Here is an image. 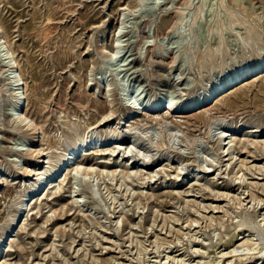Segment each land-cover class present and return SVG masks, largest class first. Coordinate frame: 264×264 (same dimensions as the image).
Returning a JSON list of instances; mask_svg holds the SVG:
<instances>
[{"label": "rangeland", "instance_id": "rangeland-1", "mask_svg": "<svg viewBox=\"0 0 264 264\" xmlns=\"http://www.w3.org/2000/svg\"><path fill=\"white\" fill-rule=\"evenodd\" d=\"M156 1L0 0V264H264V0Z\"/></svg>", "mask_w": 264, "mask_h": 264}, {"label": "bare ground", "instance_id": "bare-ground-1", "mask_svg": "<svg viewBox=\"0 0 264 264\" xmlns=\"http://www.w3.org/2000/svg\"><path fill=\"white\" fill-rule=\"evenodd\" d=\"M156 1V0H155ZM157 2V4L158 5H164L165 4V2H164V0L162 1V0H159V1H156ZM168 2V1H167ZM166 2V3H167ZM172 2V1H171ZM170 2V3H171ZM155 3V2H154ZM154 3H153V5H154ZM167 7H169V6H167ZM166 7V8H167ZM163 8V7H162ZM168 9V8H167ZM164 11H165V9H164ZM167 11V10H166ZM181 21V20H180ZM114 40V39H113ZM117 50V49H116ZM112 51H114V50H112ZM126 62V61H125ZM262 66H264V62L263 63H258V64H256V65H254L253 67H250V68H247V69H244V70H242V71H239V72H237V73H235V74H232V75H230V77H228L224 82H222L219 86H217L210 94H211V96H213V95H218L217 93H218V91L219 90H221L222 88H225V86L232 80V79H235V78H237V77H242L243 75H244V77H245V75L246 74H248V73H250V72H254V71H257V73H256V75H254V76H256L257 78H259V77H262V71H261V67ZM135 71V70H134ZM133 73H135V72H133ZM132 73V74H133ZM136 74V73H135ZM251 74V73H250ZM249 75V74H248ZM238 79V78H237ZM244 81H246L245 79L244 80H242V82H244ZM241 82V83H242ZM19 84V83H18ZM18 84H16V85H14V86H18ZM22 84V83H21ZM236 86V85H235ZM227 87V86H226ZM232 88V87H231ZM16 89V88H15ZM175 89V88H174ZM19 90V89H18ZM227 91H229V90H227ZM227 91H225V92H227ZM15 93V92H14ZM17 93V92H16ZM19 94V93H18ZM221 95V94H220ZM220 95H218V96H220ZM218 96H216V97H218ZM17 97V96H16ZM215 99L216 98H214L213 100H212V102L211 103H213L214 101H215ZM14 101H15V96H14ZM19 99H16V101H15V107H14V109L16 108V109H20L21 108V110H23V108H24V104H23V106H20L19 105ZM25 103V102H24ZM210 102H209V100H208V98H206L205 99V101H204V103L203 104H200V106L198 105V104H194V103H192V104H190L189 105V107L187 106V107H184L182 110H181V112H179V113H177V114H180L181 116H180V118H181V120H182V124L183 125H186L187 126V124L190 126V116H189V113H192V112H194V111H196L197 109L198 110H200V111H202L204 114L205 113H208V112H210L211 111V109H208V108H206V106L209 104ZM106 104V103H105ZM164 104V103H163ZM197 106H199V107H197ZM160 107H161V103L159 102V100H157L155 103H152V104H150L149 106H148V108H147V110H145L147 113H152L153 115H152V119L153 120H155V121H157V120H160V121H162L163 123H165L164 122V118L165 117H163V115L161 116V117H159V119H158V116L156 115V113L158 114V111H161L160 110ZM172 107V105H170V104H166V105H164V107H162L163 109H162V111H165V112H167L168 110H170V108ZM109 113V112H108ZM100 114V113H99ZM161 114V113H160ZM159 114V115H160ZM175 114V113H174ZM106 115V114H105ZM147 115V114H146ZM193 114H191V116H192ZM203 115V114H202ZM24 117H25V115H23ZM104 116V115H103ZM103 116H102V118H103ZM110 116V115H109ZM108 115L105 117V118H103L101 121H108L107 120V117H109ZM168 116V115H167ZM179 116V115H178ZM20 117V116H19ZM23 117V118H24ZM20 119H21V117H20ZM113 119V118H112ZM24 120V119H23ZM26 120V119H25ZM24 120V121H25ZM99 120V121H100ZM174 121V120H173ZM221 122V120H216V122ZM26 122V121H25ZM144 122V121H143ZM153 122V121H152ZM151 122V123H152ZM215 122V121H214ZM98 123V122H97ZM181 123V122H180ZM223 123V122H222ZM143 124V123H142ZM159 124V123H158ZM162 124V123H161ZM100 126H104V123L103 124H99ZM99 125H95V126H92V128L93 129H97L98 127H100ZM244 125V124H243ZM130 125H128L127 127H129ZM140 126V125H139ZM145 126V125H144ZM178 126V125H177ZM180 126V125H179ZM178 126V127H179ZM242 126V124H239L238 126H235L233 129H231L230 130V132H232V133H229V134H222V136H225V139L229 136H232V135H234L235 134V132L236 131H238V130H240V127ZM126 127V128H127ZM131 127V126H130ZM231 127V126H230ZM133 130V129H132ZM200 130V129H199ZM202 130V129H201ZM206 131V130H205ZM228 132V131H227ZM255 131H249V132H245L246 134L245 135H248L247 133H250L251 135L254 133ZM154 133V132H153ZM156 133V132H155ZM159 133V132H158ZM182 133V132H181ZM177 135V134H176ZM158 136V134H156V137ZM173 136V135H172ZM146 137V136H145ZM184 137V136H183ZM144 138V137H143ZM151 138V137H150ZM217 138H218V136H217ZM90 139V137L89 138H87L86 137V139H84V140H82V141H80V142H76L73 146H72V148H71V150H70V152L72 153V155H76V153H75V150H77V149H79V148H84L86 145H88V143L90 142H88V140ZM159 139V138H158ZM197 139V138H196ZM112 140V139H111ZM176 140V139H175ZM147 142V141H146ZM176 142V141H175ZM192 142H194V141H192ZM197 142V141H196ZM233 142V141H232ZM151 143V142H150ZM187 143V142H186ZM96 144V143H95ZM180 144V143H179ZM194 144H196V143H194ZM229 144V143H228ZM183 145V144H182ZM253 145V144H252ZM144 146V145H143ZM152 147V145H149V147ZM189 146V145H188ZM250 146V145H249ZM258 145H256L255 144V147L258 149V147H257ZM155 147V146H154ZM192 147H194L193 145H192ZM224 148V147H223ZM254 148V147H253ZM91 149V148H90ZM148 149V148H147ZM164 149V148H163ZM255 149V148H254ZM256 149V150H257ZM80 151V150H79ZM124 151V150H123ZM130 151V150H129ZM125 152V151H124ZM136 152H138V151H136ZM151 152V151H150ZM260 152V151H259ZM39 153V152H38ZM75 153V154H74ZM147 153H148V151H147ZM182 153V152H181ZM100 154V153H99ZM98 154V155H99ZM103 154V153H102ZM107 154V153H106ZM129 154V153H128ZM138 154V153H137ZM39 155H41V154H39ZM39 155H37V156H39ZM80 155H82V156H88V155H90V152L88 153V151H85V152H81V154ZM97 155V154H96ZM104 155V154H103ZM113 155V154H112ZM142 155V154H141ZM153 155V154H152ZM256 155V154H255ZM36 156V155H35ZM118 156V155H117ZM138 156V155H137ZM148 156V155H147ZM256 156H262V155H256ZM149 157V156H148ZM147 157V158H148ZM151 158H152V156H151ZM252 158L254 159V161H258L257 160V158L256 157H253V155H252ZM75 159V158H74ZM196 159V158H195ZM230 159V158H229ZM67 159H65L64 160V162L63 163H65V162H67L66 161ZM72 160V159H71ZM69 162V161H68ZM77 161L75 160V161H71V162H69L72 166L73 165H75L76 166V168L75 169H78V170H80L79 168H83L84 170H85V172H87V173H89L90 172V170L92 169V166L93 165H95L96 164V166L98 165V166H101V167H107V166H109L110 165V163L108 162V161H95V162H93V161H87V158H82L80 161H78L77 163H76ZM124 162H126L122 167H127L128 165H129V159H126V161H124ZM138 162V161H137ZM45 163H49L48 161L47 162H45ZM79 163V164H78ZM143 163H145V160H143L142 161V164ZM152 163V162H151ZM43 164V163H42ZM61 165V164H60ZM65 165H69V164H65ZM78 166V167H77ZM81 166H84V167H81ZM216 167V166H215ZM59 168V166L55 169V170H53L52 172H50L49 173V175H47L46 177H44V178H39V173H36V174H33L34 176H36L35 178L36 179H38L39 180V183L36 185V186H34L31 190H30V192H29V195L31 196V198H33L35 195V193H37V192H39V189L41 188V187H43V186H45L44 188H43V190H45L47 187L49 188V184L51 183V181L50 180H52L53 178H55V172H57V169ZM66 168H68V166L66 167ZM74 169V170H75ZM73 170V171H74ZM82 170V169H81ZM93 170H95V168L93 169ZM138 170V169H137ZM75 171H77V170H75ZM103 171V170H102ZM133 172V171H132ZM215 172V171H214ZM76 173V172H75ZM124 173H126V172H124ZM179 173V172H178ZM204 173H208V171L207 170H205L204 171ZM128 174V173H127ZM140 172H139V178H140ZM59 175V174H58ZM136 175V178H137V174H135ZM125 176H127L126 174H125ZM128 176H129V174H128ZM141 176H142V174H141ZM138 178V179H139ZM174 178H175V176H174ZM173 178V179H174ZM50 179V180H49ZM141 179V178H140ZM195 179H197V177H195ZM262 179H264V178H262ZM54 180V179H53ZM142 180V179H141ZM47 188V189H48ZM43 190L40 192V194L43 192ZM54 194V193H53ZM55 194H56V192H55ZM262 201V200H261ZM72 204H73V206H78V201L76 200V201H73L72 202ZM63 216V215H62ZM68 217V216H67ZM62 218V217H61ZM63 220V219H62ZM13 221H15V219L13 220ZM242 232V231H241ZM3 239V238H2ZM1 239V240H2ZM259 253V252H258ZM179 260V259H178ZM246 261H248V263H251L253 260H252V258H242V259H237L235 262H236V264H243L244 262H246ZM180 262V261H179ZM228 264V263H227ZM229 264H230V262H229Z\"/></svg>", "mask_w": 264, "mask_h": 264}]
</instances>
